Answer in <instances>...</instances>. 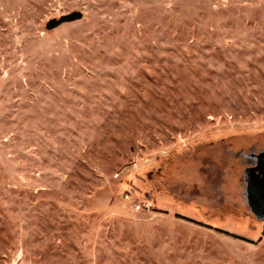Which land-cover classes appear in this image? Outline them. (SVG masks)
Returning <instances> with one entry per match:
<instances>
[{
	"label": "rangeland",
	"instance_id": "obj_1",
	"mask_svg": "<svg viewBox=\"0 0 264 264\" xmlns=\"http://www.w3.org/2000/svg\"><path fill=\"white\" fill-rule=\"evenodd\" d=\"M254 172L264 0H0V264H264Z\"/></svg>",
	"mask_w": 264,
	"mask_h": 264
},
{
	"label": "water",
	"instance_id": "obj_2",
	"mask_svg": "<svg viewBox=\"0 0 264 264\" xmlns=\"http://www.w3.org/2000/svg\"><path fill=\"white\" fill-rule=\"evenodd\" d=\"M81 13L72 12L58 20L47 23L46 29L53 30L64 23H71L81 18ZM247 204L255 218L264 220V173L250 174L246 184Z\"/></svg>",
	"mask_w": 264,
	"mask_h": 264
},
{
	"label": "built area",
	"instance_id": "obj_3",
	"mask_svg": "<svg viewBox=\"0 0 264 264\" xmlns=\"http://www.w3.org/2000/svg\"><path fill=\"white\" fill-rule=\"evenodd\" d=\"M123 201L129 205L130 209L133 212H140L149 210L151 208V204L149 201H142L139 200L138 198L134 197L130 191H125L122 195Z\"/></svg>",
	"mask_w": 264,
	"mask_h": 264
},
{
	"label": "flooded vegetation",
	"instance_id": "obj_4",
	"mask_svg": "<svg viewBox=\"0 0 264 264\" xmlns=\"http://www.w3.org/2000/svg\"><path fill=\"white\" fill-rule=\"evenodd\" d=\"M264 173V172H263ZM251 174H258V175H261L260 173H258V172H254V173H251Z\"/></svg>",
	"mask_w": 264,
	"mask_h": 264
}]
</instances>
